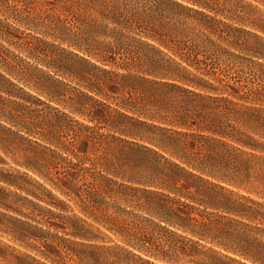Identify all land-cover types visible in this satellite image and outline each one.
Returning a JSON list of instances; mask_svg holds the SVG:
<instances>
[{
  "label": "trees",
  "instance_id": "obj_1",
  "mask_svg": "<svg viewBox=\"0 0 264 264\" xmlns=\"http://www.w3.org/2000/svg\"><path fill=\"white\" fill-rule=\"evenodd\" d=\"M64 1L90 30L70 45L123 69L132 96L105 80L64 111L0 73L17 173L0 179L34 199V261L264 264V38L188 22L220 0Z\"/></svg>",
  "mask_w": 264,
  "mask_h": 264
},
{
  "label": "rangeland",
  "instance_id": "obj_2",
  "mask_svg": "<svg viewBox=\"0 0 264 264\" xmlns=\"http://www.w3.org/2000/svg\"><path fill=\"white\" fill-rule=\"evenodd\" d=\"M16 1V4L12 1L6 4L5 0H0V73H4L13 84L64 111L68 109L63 106V101L73 98L71 104L76 103L79 96H75L87 91V86H95L96 92L100 88L105 89V80L118 82L115 96H132L128 84L123 83L125 80L114 74L124 73L123 69L112 64L105 66L70 45L72 42L82 45L83 35L86 37L90 32L87 21L82 16L77 17L75 6L68 7L71 4L64 0ZM215 8L216 11H205L211 18L190 14L188 22L200 29L204 26L217 28L236 36L240 35L239 30H245L264 38V34L256 28L264 24V0H220ZM86 61L105 67L111 73L101 72ZM116 61L120 62L118 58ZM89 93L115 106L111 98ZM76 118L82 119L79 116ZM116 150L120 151V148ZM116 150L112 149L109 153L125 158L123 151L118 154ZM0 158L5 162H0V177H15L16 166L10 156L0 150ZM24 198L34 200L0 179V264H38L34 258L44 261L33 248L37 244L30 237L34 222L26 209L30 203ZM65 263L75 264L69 259H65Z\"/></svg>",
  "mask_w": 264,
  "mask_h": 264
}]
</instances>
